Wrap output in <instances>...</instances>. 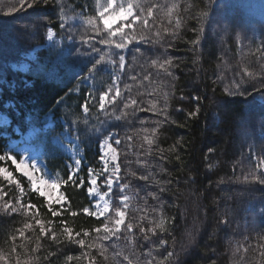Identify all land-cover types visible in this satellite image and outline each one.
Wrapping results in <instances>:
<instances>
[{
	"label": "trees",
	"instance_id": "obj_1",
	"mask_svg": "<svg viewBox=\"0 0 264 264\" xmlns=\"http://www.w3.org/2000/svg\"><path fill=\"white\" fill-rule=\"evenodd\" d=\"M255 1L258 0H240L242 6H239L233 0H130L143 7L145 16L148 7L153 4L158 7L153 9L147 27L142 17L128 32L135 39L125 50L127 66L121 78V92L125 98L130 94L142 102L141 107L145 109L155 103L157 112L137 111L135 116L115 121L114 115L120 114L123 103L113 102L114 115L109 118L107 109H99V95L114 88L112 65L108 61L117 60L118 55L114 53L124 52L100 44L99 40L107 36L103 25L87 23L98 10L96 0H0V112L6 120L0 125V155L5 154L8 141L32 127L29 140L42 153L48 169L61 174L65 181L68 175L65 159L57 144L51 141V135L43 132L47 118L55 123L51 129L55 128L56 132L61 128L60 121L75 132L83 159L89 164L96 161L103 133L112 124L119 125L120 168L124 174L121 180L129 185L127 192L133 197L125 223L134 224L132 233H126L123 225L119 239L114 236L102 242L109 248V260L105 261L98 256V249H89L88 244L97 236L92 229L114 215L97 219L83 213L82 209L91 204L86 168L83 166L76 175L78 183L80 178L84 180L80 187L62 182L60 190L66 197L64 207L68 210L53 217L48 207L60 210L61 206L48 204L7 162V168L13 171L25 192L21 203L34 204L39 210L38 214L36 209L27 215L23 211L5 214L0 208V252L8 255L9 264H16L17 256L21 264H90L92 257H96L97 264H113V244L118 245L115 250L123 249L125 254H130L133 264H169L164 260L168 252L175 253L171 264H261L264 261L259 249L264 244L261 239L264 185L243 182V176L251 171L259 174L256 166L264 159V43L250 33V25L245 21L246 14L249 21L251 12L258 9ZM172 4H178V9L169 17L166 13ZM139 11L134 9L135 14ZM198 11L207 12L202 23L189 18ZM178 16L183 18L182 26L175 29ZM61 22L63 28L59 26ZM97 27L101 30L99 36ZM201 27L203 32L199 31ZM49 28L60 40L35 50L27 59V54L46 43ZM165 28L169 31L165 32ZM158 30L162 39L156 42L154 34ZM172 31L178 33V38L173 39ZM113 39L119 40V37ZM192 40H198V44L192 45ZM93 46L99 51L93 52ZM100 56L105 61L99 71L87 80L81 79L87 67H91L89 61L94 62ZM165 58L175 65L169 68L173 76L152 65L153 59ZM245 68L253 74L251 77H243ZM146 74L149 80L143 79ZM132 76L137 79L132 80ZM242 78L245 82L240 90L245 94L229 95L226 89L235 91L234 84ZM125 85L130 87V93ZM88 101L89 112L85 114L81 105ZM247 106H253L258 112L246 123ZM197 108L196 116L188 115ZM35 126L38 128L34 129ZM153 128L157 129L156 142L150 146L144 137L151 136ZM240 128L245 143L240 137ZM122 131L127 132L126 146H123ZM173 146L175 153L169 151ZM140 176L149 179L142 180ZM0 189L6 193L0 197V205L6 201L15 204L19 189L1 174ZM70 212L77 215L72 216ZM34 215L46 227L51 221L53 231L63 243H53L48 233V238H40L42 247L33 253L31 249L39 237V226L32 219ZM161 218L165 220V232L155 228ZM250 219L262 222L252 228ZM61 220L74 234L81 233L77 239L85 240L84 247L67 243ZM29 222L34 225L25 232L30 239L18 238L16 243L24 247L11 254L12 242L5 243V240ZM140 227L145 232L154 229L155 235L147 232L152 243L144 239ZM85 230L89 232L88 237L83 236ZM129 236L133 237L132 244L128 243ZM161 239L166 241L163 246H159ZM149 250L150 256L146 255ZM49 252L55 255L49 256ZM84 252L89 253L87 259L66 261L67 256L78 257ZM0 264L4 261L0 260Z\"/></svg>",
	"mask_w": 264,
	"mask_h": 264
},
{
	"label": "snow or ice",
	"instance_id": "obj_2",
	"mask_svg": "<svg viewBox=\"0 0 264 264\" xmlns=\"http://www.w3.org/2000/svg\"><path fill=\"white\" fill-rule=\"evenodd\" d=\"M46 2V0H45ZM29 7H31V5H29ZM158 7V5L153 4L151 7L147 8V13L146 16L144 14V9L143 7L139 4V3H132L127 2L125 3L124 0H106V4L102 7V9L97 10L95 16L89 18L87 20V23L89 25H96L97 22L100 24H103V30L107 33V36L104 38H101L99 40L100 44H103L109 48H115L117 50H124L129 43H131L132 39H135V36H131L130 38V34L128 32L125 31V29H133V25L137 22L140 21L143 17L142 23L145 27H147L149 25V20L150 18L153 17V9ZM189 7H191V5H189ZM139 8V13L138 14H134V9ZM174 9H178V4H172L168 9H167V15L169 17H171L173 10ZM63 11V8L61 9ZM188 11V7L185 8V12ZM207 15V12L205 11H198L196 12L194 15H189V18H193V19H197L198 22L202 23L203 18ZM129 17H131V19H129ZM64 17L61 16V21H63ZM182 17H177L176 18V23L174 25L175 29H179L182 26ZM125 21H127V23H125ZM118 22V23H117ZM115 25V26H114ZM60 28L64 27L63 22H61V24L59 25ZM100 29L97 27L96 29V35L99 36L100 35ZM165 32H168L169 29L165 28L164 29ZM200 32H203L204 29L203 27H201L199 29ZM48 38L51 39L53 36V30L51 28L48 29ZM155 37L157 38L156 42H158L160 39H162L161 37V33L158 30L155 34ZM173 39L178 38V33L176 31H172L171 33ZM119 37V40H114L113 37ZM141 39L143 40L144 37H141ZM84 43H87L88 41H83ZM192 45H197L198 44V40H192L191 41ZM93 52H98L99 50L93 46L92 48ZM79 50H77V55H79ZM114 55H118L119 59H118V63L115 60H109L108 62L112 65V70L113 72L119 71V72H123L125 70L126 67V57L122 54H120L119 52L114 53ZM105 58L104 56H100L98 59H95L94 62L89 61V63L91 64V67H87V71L86 74L81 77V79L87 80L89 79V77H91L93 74L97 73L99 71V66L104 63ZM152 65L153 66H158L160 69L164 70V72L168 75V76H173V73L169 70L170 67H174L175 65L173 64V61L171 59H163V60H159V59H153L152 61ZM83 71V69H82ZM253 74L251 72H249L246 68L243 70V77H251ZM132 80H136L137 77L136 76H132L131 77ZM144 80H149L150 77L149 75H144L143 77ZM118 82V77L113 75L112 77V83L113 85L117 84ZM244 79L242 78L240 80L239 83L234 84V89L233 90H228L226 89V91L228 92L229 95H234V94H240V95H244V91L240 90V86L244 83ZM125 89L129 90L130 93V87L128 85H125ZM91 95V94H89ZM111 99L107 100V103H113V102H117L123 103V108H121L120 114L119 115H114V113H110L109 114V118H112V116L114 115L115 120L120 121L122 119H126L128 116H135L137 111H149V112H157V107L155 103H150L149 107L147 109L142 108L141 107V103L142 102H138V100L134 97H132L130 94L127 98H125L121 92V90L119 89V87H116L114 95L112 94V89L110 88L108 91L105 92H101L99 95V109L100 110H105L106 109V98L110 97ZM181 99H183V97H181ZM193 99L199 100V97H193ZM90 101L86 102L84 105H81L83 112L85 114H87L89 112V107H88V103ZM181 111L183 109H180ZM199 111V108H197L195 111H190L188 113L189 116H196L197 112ZM165 119H167V116L165 117ZM145 132H147V129H144ZM111 135V134H109ZM157 135V129L153 128L151 130V136H145L144 140L148 145H152L154 144L155 141V137ZM121 143V140L119 139H115V144L119 145ZM177 145L180 144V141L176 142ZM106 145L111 153V159L112 161H115L117 159L116 156V149L112 146L111 143L108 142V139H104L102 141V146ZM151 149H149L150 151ZM161 151V155L163 153L164 150H160ZM170 152L175 153L176 152V148L175 146L171 147L169 149ZM209 151H212L211 149H209ZM163 158V157H162ZM101 160H104V156L100 157ZM176 159L179 161L180 160V156L177 154L176 155ZM10 160L12 162V164L15 166V171L18 173H21L24 177H27L29 182H30V187L33 191L38 192L39 195L41 197H47V203L50 204L51 203V198H50V193H46L40 186H38L37 184V180L35 178H33V176L30 174L29 171V166L25 164L23 159H17L15 156L13 155H8L7 153H5L4 155H0V161H7ZM81 161L79 159H77L75 161V165L77 166L76 171H79L78 166L80 165ZM110 162L105 160V167L104 169L100 172V173H96L93 169H89L88 170V188H87V193L90 197H99L100 201H104L103 207L100 206V204L94 203L92 204L90 207H84L82 209L83 213L91 216V217H95L97 219H99L100 217H105L106 213L109 212V203L108 201L105 199V197H107L109 195V192H111L112 196L114 198H119L120 200V206H116L114 207V213H115V218L109 216L107 217L104 222L100 225V227H96L93 228L92 231L97 233V236L94 238L93 242L88 244V248L92 249V248H96L98 249V256L102 257L103 260L108 261L109 260V256L107 255V253L109 252V248L107 246H105L102 242L103 241H108L110 240L112 237H117V239H119L118 234L121 232V225H124V230L126 233H132L133 228H134V224L131 222L125 223V209L128 208V204L127 201L129 200V197L127 195H121V193L123 192L124 189H127L129 187L128 184H120V165H115L111 172H108V164ZM257 169L259 170V174H257V171H251L250 173L246 174L243 176V182L244 183H250V184H261L264 185V159L260 160L259 164H257ZM31 170L37 171L36 169V165L32 164L30 166ZM0 173L4 174L5 178L9 181V183H17V188L20 191V196H17L15 198V204L11 203L10 201H6L5 203H3V205H0V208H2L3 212L5 214H16L18 212H25V214L27 215L30 210L32 209H36V212L38 214L39 210L37 209L36 205L34 204H23L21 203V197H23L25 195V192L22 188H20V185L17 181L14 180L13 178V173L11 171H8L7 168L5 167H0ZM104 173H108V175L105 177L104 183L105 186L107 187L108 191L104 192L103 194H100L97 188V183H98V178L100 176H103ZM134 175V174H133ZM139 179L142 180H148L149 177L148 176H140ZM71 182L73 185H75L76 187H80L83 183L84 180L83 178H80L79 183L77 182L76 179V173H74L71 169L69 170V173L67 175V179L65 181H63V183L67 184ZM114 183L116 185L119 186V188L121 189V193H117L113 190V185ZM39 185H47L50 188H56L58 187V182L56 181H52L51 183H49L48 180L45 179H40L39 180ZM161 192L164 191L163 188L160 189ZM3 195H6V193H3V190L0 189V197H2ZM150 195L153 196V198L155 199H159V197L156 196L155 193H150ZM56 203L58 205L61 206L60 210H53L51 207H48V211L51 212V215L53 217H57L59 215L62 214V211H67L68 209H66L64 207V204L67 203L66 197L59 196L56 198ZM16 205H19V207H17ZM91 208H95L96 210L93 211L91 210ZM70 215L72 216H76L77 213L76 212H70ZM32 219L35 221V226H39V237H37L36 240V246L33 247L31 249V251L33 253H35L39 248L42 247L40 238H48L46 234L50 233L51 236L50 238L52 239L53 243L56 244H60L63 243V241L60 240V238L57 236V234L55 233V231H53L51 224V221H48V226H45V223L41 220L36 218V216H32ZM140 219H145V217H141ZM61 225H64L63 229H62V235H64L67 239V243L69 244H78L81 247L85 246V240L84 239H77V237H80L81 233L80 232H76L75 234L73 233V229L71 227H68L66 225V222L61 220L60 221ZM139 223V222H137ZM111 225V226H110ZM34 225L32 223H24L22 228H18L15 229L14 234H9V236L7 237V239L5 240V243L8 242V240H10L12 242V246L10 248V253L11 254H15L17 253V249L18 248H23L24 244H17L16 241L19 238L20 240H29L30 238L25 236V232L26 230L29 229H33ZM155 228H158L160 230V232H165L167 229L165 228V220L164 218H161L160 221L158 223L155 224ZM140 232L144 233V239L148 240L149 243H152V241L150 240L149 236L147 235V232H152L153 235H155L154 229L153 228H149L147 230V232H145L144 227H140ZM83 236L84 237H88L89 236V232L87 230L83 231ZM261 239H264V236L261 237ZM128 243L132 244L133 243V237H127ZM97 241H99L100 243H97ZM166 244V241L161 239L159 241V246H163ZM112 249H114V251L112 252V257L111 260L113 262V264H124V262H126V264H133V260L131 258L130 254H125L123 249L120 250H115L117 249L118 245L117 244H113L111 245ZM259 249H260V256L264 257V244H260L259 245ZM239 249H237L238 251ZM49 256L55 255V253L49 252L48 253ZM146 255H151V250H149L148 253H146ZM175 253L174 252H168L167 255L164 257V260L169 261V264H171V258L174 257ZM89 256L88 252H84L81 253V256L78 257H73L71 255L66 257V261H72L73 259L79 260L81 259V257L87 259ZM117 257H122V260H117ZM36 259L38 260L39 257H36ZM45 259H47V257H45ZM0 260L4 261V264H9V258L7 254H4L3 252H0ZM16 264H21V261L19 260L18 256H17V261ZM25 264H27V262H25ZM90 264H97L96 261V257H92L90 260ZM149 264H151V262H149ZM261 264H264V261L261 262Z\"/></svg>",
	"mask_w": 264,
	"mask_h": 264
},
{
	"label": "rangeland",
	"instance_id": "obj_3",
	"mask_svg": "<svg viewBox=\"0 0 264 264\" xmlns=\"http://www.w3.org/2000/svg\"><path fill=\"white\" fill-rule=\"evenodd\" d=\"M106 4V0H99V10L102 9V7ZM32 16H36V14H32ZM129 19H131V17H129ZM118 23V22H117ZM125 23H127V21H125ZM115 26V25H114ZM126 30V29H125ZM219 37V36H218ZM217 37V38H218ZM47 39L49 41V43L53 42L54 41V34L52 36L51 39L48 38V35H47ZM261 40L264 41L263 37H260ZM119 71H116L115 73H117ZM111 99V96L106 98V108L109 109L111 108L110 106V103H107V100ZM244 121L247 123L249 121L252 120V118L254 117V115L256 114V112H258V110L256 108H254L253 106H247L245 108V111H244ZM241 124V123H240ZM239 124V126H240ZM240 137L241 139L244 138V135L242 134V129L240 128ZM250 131V130H249ZM111 134V135H109ZM126 135H127V132L126 131H122V137H123V141L124 142V145L123 146H126L127 143H128V140L126 139ZM108 139V142L112 144V146L116 149V156H117V159L115 161H112L111 159V153L108 149V147L106 145H103L102 146V142L100 143L99 145V148H98V151L100 153V157L101 156H104V160H101L100 159V163H101V166L99 167H94L93 170L96 172V173H100L104 167H105V160L109 161L110 163L108 164V172L110 173L112 168L115 166V165H120V161H121V150L119 151L118 150V146L117 144H115V139H119V135H118V130L117 129H114L112 131H110L105 137L104 139ZM69 140V139H67ZM242 142L245 143V138L242 140ZM243 143V144H244ZM62 146L65 148L67 154L72 158L73 156L75 157L74 153L72 152V150L70 149V146L67 144V143H63ZM7 154L8 155H13L15 156L18 160L19 159H23L25 164L29 166V171H30V174L33 176V178H35L37 180V184L38 186H40L46 193H50V198H51V203L50 204H54V205H58L56 203V198L59 197V196H62V192L60 191L59 189V186L61 185L62 181H58V180H55L51 175H48L47 171L45 170V167L43 165V163L41 162V160L39 159L38 155L32 151L31 149V146L26 143V142H22L21 140L19 141H12L8 144V147H7ZM7 162L10 163L11 167L15 170V166L12 164V162L10 160H7V161H1L0 163V167H5L7 168ZM32 164H35L36 165V169L37 171H32L30 166ZM8 169V168H7ZM8 171H10L8 169ZM13 172V171H11ZM18 173V172H17ZM120 173L124 176L123 172H122V169L120 168ZM119 173V174H120ZM1 175H3V177L5 178L4 174L0 173ZM21 174V173H19ZM22 175V174H21ZM108 175V173H104L103 176H100L98 178V183H97V188H98V191L100 194H103L104 192L108 191L107 187L105 186V183H104V180H105V177ZM23 176V175H22ZM14 178V176H13ZM27 182L29 183L30 185V182L28 180L27 177H25ZM45 179V180H48L49 183H51L52 181H56L58 182V187L56 188H50L48 187L47 185H39V180L40 179ZM6 179V178H5ZM7 180V179H6ZM14 180L16 181V179L14 178ZM122 181V180H120ZM14 185L17 186V183H12ZM122 184V183H120ZM89 186V185H88ZM118 186V185H117ZM116 187V184L114 183L113 185V190L115 189ZM21 188V187H20ZM31 188V187H30ZM119 188V186H118ZM125 190V189H124ZM123 190V191H124ZM119 193H121V189L119 188ZM20 192V191H19ZM38 193V192H37ZM39 194V193H38ZM121 195H125L123 192L121 193ZM111 192H109V195L107 197H105V199L108 201L110 207H109V212L106 213V215H108L111 211H112V208H111ZM113 197V196H112ZM93 204L94 203H99L101 207H103V204H104V201H100L99 200V197H90ZM114 198V197H113ZM44 199L47 201L48 198L47 197H44ZM131 202V197H129V200L127 201V204L129 206ZM264 206V202L262 204ZM116 206H120V200L119 202L115 205ZM129 208V207H128ZM127 209H125V212L127 213ZM91 210L95 211L96 209L95 208H91ZM232 217L236 218L237 216L233 215ZM114 218H115V213H114ZM125 219H126V215H125ZM250 226L253 228H256L258 227L262 220L261 219H256L255 222H252V220L250 219ZM244 222V221H243ZM246 224V223H245ZM123 226V225H121Z\"/></svg>",
	"mask_w": 264,
	"mask_h": 264
}]
</instances>
